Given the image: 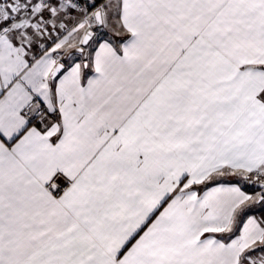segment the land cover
<instances>
[{"label":"snow or ice","instance_id":"snow-or-ice-1","mask_svg":"<svg viewBox=\"0 0 264 264\" xmlns=\"http://www.w3.org/2000/svg\"><path fill=\"white\" fill-rule=\"evenodd\" d=\"M257 206L264 0H0V264H264Z\"/></svg>","mask_w":264,"mask_h":264},{"label":"crops","instance_id":"crops-1","mask_svg":"<svg viewBox=\"0 0 264 264\" xmlns=\"http://www.w3.org/2000/svg\"><path fill=\"white\" fill-rule=\"evenodd\" d=\"M214 186V185H212ZM201 195L203 194V192L200 193ZM253 213L257 216V217H260L261 214H264V208H261V207H254L253 208ZM207 235V234H206ZM217 237H219L220 234H216Z\"/></svg>","mask_w":264,"mask_h":264}]
</instances>
